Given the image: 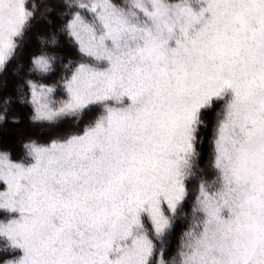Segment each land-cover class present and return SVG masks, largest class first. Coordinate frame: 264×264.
<instances>
[{
  "label": "snow or ice",
  "instance_id": "6c2138e0",
  "mask_svg": "<svg viewBox=\"0 0 264 264\" xmlns=\"http://www.w3.org/2000/svg\"><path fill=\"white\" fill-rule=\"evenodd\" d=\"M18 110L0 264H264V0H0Z\"/></svg>",
  "mask_w": 264,
  "mask_h": 264
},
{
  "label": "trees",
  "instance_id": "16d2710c",
  "mask_svg": "<svg viewBox=\"0 0 264 264\" xmlns=\"http://www.w3.org/2000/svg\"><path fill=\"white\" fill-rule=\"evenodd\" d=\"M46 28V25H41V27L38 29L39 31H43ZM11 83V80L9 81ZM27 112L28 110H18L17 114L21 115L23 118V124L22 125H13V124H8L5 125L3 127H0V144H1V140L4 137H7L8 139H10L12 142H16L19 134L23 131V132H27V131H32L33 133H38L39 129L38 128H34V129H27ZM182 225H177L176 227V234H178L180 232Z\"/></svg>",
  "mask_w": 264,
  "mask_h": 264
},
{
  "label": "rangeland",
  "instance_id": "374dc122",
  "mask_svg": "<svg viewBox=\"0 0 264 264\" xmlns=\"http://www.w3.org/2000/svg\"><path fill=\"white\" fill-rule=\"evenodd\" d=\"M22 111H24V110H22ZM27 129L29 130V128H27ZM1 144L15 145L16 142H12L10 139H8L7 137H4V135H3V138L1 140Z\"/></svg>",
  "mask_w": 264,
  "mask_h": 264
}]
</instances>
